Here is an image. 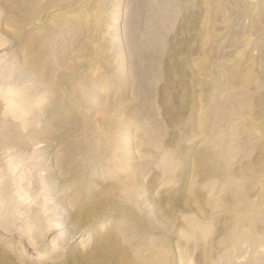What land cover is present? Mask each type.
Instances as JSON below:
<instances>
[{"label": "rangeland", "instance_id": "1", "mask_svg": "<svg viewBox=\"0 0 264 264\" xmlns=\"http://www.w3.org/2000/svg\"><path fill=\"white\" fill-rule=\"evenodd\" d=\"M0 264H264V0H0Z\"/></svg>", "mask_w": 264, "mask_h": 264}, {"label": "bare ground", "instance_id": "2", "mask_svg": "<svg viewBox=\"0 0 264 264\" xmlns=\"http://www.w3.org/2000/svg\"><path fill=\"white\" fill-rule=\"evenodd\" d=\"M54 224H55V222H54V220H53V221H52L51 223H49L48 225H50V226H54ZM58 225H60V224H58ZM60 229H63V228H55L54 230H56L57 232H59L58 235H61L62 238H63V235H62V232H60Z\"/></svg>", "mask_w": 264, "mask_h": 264}]
</instances>
